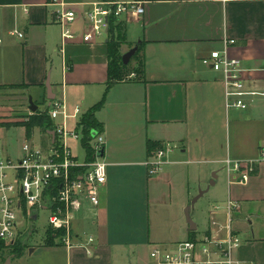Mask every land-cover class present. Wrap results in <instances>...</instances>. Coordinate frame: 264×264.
Segmentation results:
<instances>
[{"label":"crops","instance_id":"1","mask_svg":"<svg viewBox=\"0 0 264 264\" xmlns=\"http://www.w3.org/2000/svg\"><path fill=\"white\" fill-rule=\"evenodd\" d=\"M94 1L107 0H0L1 88L25 86L28 99L45 107L64 97L71 112L78 105L89 110L106 94L96 117L106 140L107 182L98 215L84 209L75 222V238L94 235V253L42 244L28 264H157L142 260L141 246L175 250L192 237L224 239L229 225L243 240L235 256L264 264V97L246 110L227 109L222 74L202 61L227 46L242 63L246 87L264 91V0H124L145 7L143 15L120 21L123 55L144 43L146 74L109 88V33L83 40ZM59 2L77 13L76 37L65 44ZM69 125L76 129V120ZM33 134L49 139L39 127ZM76 141L70 139L74 155ZM167 143L174 146L167 163L150 176L147 161ZM22 145L19 153L0 148V156L19 158ZM228 159L256 161L257 170L246 184L231 183ZM229 201L237 206L229 210Z\"/></svg>","mask_w":264,"mask_h":264},{"label":"built area","instance_id":"2","mask_svg":"<svg viewBox=\"0 0 264 264\" xmlns=\"http://www.w3.org/2000/svg\"><path fill=\"white\" fill-rule=\"evenodd\" d=\"M59 4L61 7L56 14L62 29V43L65 44L76 37L72 25L77 20V13L67 7L65 2ZM25 11L28 12L27 9ZM144 13L145 7L141 1H94L86 12L88 29L83 33V40L93 43L107 34L111 18L120 21ZM11 34L20 38L25 36L18 29H14ZM2 42L0 38V44ZM228 43L233 44L235 40L231 39ZM202 61L222 74L227 109L246 110L253 99L264 97V91L246 87L242 63L229 56L227 46L211 51ZM135 77L133 73L128 79ZM43 110L53 121L55 138L46 134L49 139L45 143L33 138L25 140L22 155L16 159L0 156V240L11 244L21 233L34 231L32 212L45 209L49 212V228L55 233L62 232L60 240L64 246L82 247L88 254H93L94 235L86 232L83 240L75 238V222L84 209L94 217L98 215L101 188L107 182V162L104 155L100 154L105 149V137L102 132H97L90 139L93 157L79 161L73 154L70 139L82 140L84 134L78 129V123L85 111L78 105L71 112L64 97L51 100ZM71 119L76 120V129L70 128ZM173 148L171 143H167L154 150L147 161L150 176L163 169L167 163L166 157ZM225 167L231 183L246 184L256 172L257 162L243 164L228 159ZM236 206L229 201V210ZM228 227L229 234L224 239L206 235L200 240L179 242L175 250L154 247L151 257L157 264H254L235 256L243 240L232 232L230 225Z\"/></svg>","mask_w":264,"mask_h":264},{"label":"trees","instance_id":"3","mask_svg":"<svg viewBox=\"0 0 264 264\" xmlns=\"http://www.w3.org/2000/svg\"><path fill=\"white\" fill-rule=\"evenodd\" d=\"M125 25L118 21L117 18H111L109 23V81L108 88L112 86L114 83L120 81H128V76L135 73V80H144L146 74V63L144 56V43L140 44L137 52L132 56L130 62L125 64L123 62V51L122 45L125 43L126 39V30ZM123 40V41H122ZM133 47V46H132ZM106 101V94L103 98L91 107L89 110L85 111L81 118L79 119L78 129L82 134H84L81 145L84 148L87 156L90 158L93 157L92 147L90 145V139L93 137L94 132H102V125L96 117V112L101 109ZM37 103L35 104H44ZM26 128V135L28 139L32 138L33 129L39 127L41 131L45 134H48L53 130V121L45 110L38 109L36 112L31 113L27 122L23 124ZM33 233V230L31 231ZM62 236V232H54L51 228L46 230L44 236V245L47 246H59L62 245L60 237ZM195 240L193 237L190 238ZM6 243L0 240V250L9 248L10 254L13 258L21 257L24 255L26 251L27 245L25 242L17 238V240L9 245L8 247L5 245Z\"/></svg>","mask_w":264,"mask_h":264},{"label":"rangeland","instance_id":"4","mask_svg":"<svg viewBox=\"0 0 264 264\" xmlns=\"http://www.w3.org/2000/svg\"><path fill=\"white\" fill-rule=\"evenodd\" d=\"M123 41V40H122ZM30 97V96H29ZM28 92L25 86L14 85L8 88L0 87V148L1 151L19 153V147L25 140H27V135L20 134V132L25 129L23 125L27 122V118L30 115ZM45 106L40 104V108L43 109ZM37 128V127H36ZM33 129V133L35 129ZM32 137L38 141L40 134H33ZM74 152L76 156L80 159L85 158L86 152L81 145V140L73 143ZM49 212L45 209L38 210V219L33 221L34 231L33 233H21L19 235L27 245L26 251L21 258H16L11 264H28L30 261L31 250L35 247L44 244V236L46 230L49 228L48 224ZM29 222H31L29 220ZM142 229V228H141ZM142 234H145L144 229ZM148 231V227L146 228ZM13 244V243H11ZM11 244H5L7 247ZM150 246H141V255L143 261H152L150 256ZM12 257L9 248L0 250V264H4L6 259Z\"/></svg>","mask_w":264,"mask_h":264},{"label":"water","instance_id":"5","mask_svg":"<svg viewBox=\"0 0 264 264\" xmlns=\"http://www.w3.org/2000/svg\"><path fill=\"white\" fill-rule=\"evenodd\" d=\"M139 48V44H136L133 48H131L128 52H126L124 55H123V62L125 64H128L132 58V56L137 52ZM29 109L31 110V112H36L38 110V105L35 104L33 98L30 96V99H29ZM54 138H55V132L54 131H50L49 132ZM97 135V132H94L93 134V137ZM104 152H105V149L102 150L100 152L101 155H104ZM197 200V198H194L193 201H192V205L195 203V201ZM32 220L36 221L38 219V211L37 210H34L32 212V216H31ZM12 262V257H9L6 259L5 263L4 264H11Z\"/></svg>","mask_w":264,"mask_h":264}]
</instances>
